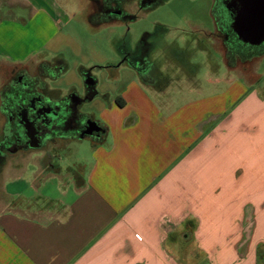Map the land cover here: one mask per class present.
<instances>
[{"label":"crops","instance_id":"0c3cea01","mask_svg":"<svg viewBox=\"0 0 264 264\" xmlns=\"http://www.w3.org/2000/svg\"><path fill=\"white\" fill-rule=\"evenodd\" d=\"M55 5L0 0L10 11L0 16V89L14 68L31 72L32 63L48 62L38 50L53 32L39 13ZM216 25L208 40L217 38ZM166 57L164 85L123 61L138 78L114 97L103 91L96 116L106 131L90 140L87 162L60 159L55 169L38 149L7 157L0 264H264V253L257 256L264 251V71L251 66L259 57L246 70L220 57L228 71L220 93L179 107L171 87H200L186 74L187 60ZM173 67L183 77L170 74ZM208 101L215 103L208 113L192 112Z\"/></svg>","mask_w":264,"mask_h":264},{"label":"rangeland","instance_id":"374dc122","mask_svg":"<svg viewBox=\"0 0 264 264\" xmlns=\"http://www.w3.org/2000/svg\"><path fill=\"white\" fill-rule=\"evenodd\" d=\"M123 1L125 3H121L119 7L124 10L122 16L108 19L107 14L88 17L95 9L89 0H47L56 4V10L47 7L45 10L48 14L42 12L43 14L39 13V15L47 32L51 31L53 34L47 36L38 51L52 64V68L60 71L51 83V86L58 90L57 94L63 95L75 91L79 97L85 96L82 73L89 69L97 80V90L109 92L110 97L117 95L121 87L138 78L136 71L123 63V58H134L138 42L145 32L150 33L148 42L152 45L150 54L151 59L154 60V67L149 71L146 70L142 77L151 76L162 85L165 84L166 76L170 81L166 57L170 54L172 59L180 63L187 60L186 74L191 77L196 87H200L198 90L189 89L190 86L185 87L181 90L183 93H177L178 90L171 87L170 93L175 92L173 94L175 107L186 101L192 102L201 97L220 93L224 86L223 79L228 72L220 57L229 67L237 64V59L229 57L230 53L228 54L227 45L222 37L217 34L215 41H212L208 40L205 33L212 31L215 24L227 27L229 15L221 3L222 0H164L147 9L140 8L137 0L121 2ZM3 5L8 6L6 3ZM111 7L115 8V5ZM7 11L9 10L6 8L0 9V16ZM53 20H56V27L51 25ZM227 31L229 37L233 39L229 43L231 53L241 56L248 51H254V56L259 59L253 61L251 66L255 65L263 72L264 42L258 46H249L236 40L229 29ZM241 60L238 59V65L246 70L245 64L248 60ZM211 64L217 65V70L212 69ZM31 65H33L31 72L35 73L37 65L35 63ZM117 66L118 68H115ZM158 71H161V74ZM176 71L177 68L173 67L170 74ZM177 72L182 75L180 71ZM243 75L246 76L245 73ZM214 78L221 81H210ZM234 79L239 80L235 75ZM143 90L148 97H153L151 88ZM99 99L94 97L90 101H81L76 105V110L81 114L97 115L102 101ZM209 101L207 105L200 103L201 105H192L190 108L194 114L203 115L215 104L214 102L209 104ZM89 144V138H82L71 142L69 148H58L57 151L61 156L60 164L75 167L78 157L82 162H87ZM28 162H34V157L29 158ZM28 165H30L29 171L34 164ZM2 179L4 183L7 180L5 175ZM22 186L21 182L17 187ZM8 189L10 191L16 188L9 185Z\"/></svg>","mask_w":264,"mask_h":264},{"label":"flooded vegetation","instance_id":"af4514ba","mask_svg":"<svg viewBox=\"0 0 264 264\" xmlns=\"http://www.w3.org/2000/svg\"><path fill=\"white\" fill-rule=\"evenodd\" d=\"M137 1L140 8L147 9L164 0ZM90 2L94 5V11L101 9L93 1ZM231 2L232 0L221 1L224 8L226 5L231 6ZM229 9L232 10L233 7ZM230 10L226 9L230 18L227 27L216 25L217 34L222 40L228 38V29L232 32ZM123 60L129 61L128 57ZM52 67L50 62H40L35 73L14 68L1 87L0 166L7 157L17 152L38 149L44 151L40 161L48 162L57 169L56 165L61 159L58 148H69L71 142L82 138L100 140L104 137L105 126L96 115L81 114L76 110V105L81 101H90L94 97L103 100L106 97L103 91L96 89L95 76L89 69L82 73L85 96L79 97L75 91L59 95L58 90L51 86L58 74ZM88 78L93 80L90 85L85 83ZM90 127L99 129L87 133L86 129Z\"/></svg>","mask_w":264,"mask_h":264},{"label":"water","instance_id":"95a60500","mask_svg":"<svg viewBox=\"0 0 264 264\" xmlns=\"http://www.w3.org/2000/svg\"><path fill=\"white\" fill-rule=\"evenodd\" d=\"M233 7L232 10L229 7ZM231 6L225 8L230 10L231 28L237 38L249 45H260L264 42V0H232ZM90 85L93 83L92 78L85 80ZM92 123L95 124L93 121ZM96 125V124H95ZM96 128L86 129L91 133Z\"/></svg>","mask_w":264,"mask_h":264},{"label":"trees","instance_id":"16d2710c","mask_svg":"<svg viewBox=\"0 0 264 264\" xmlns=\"http://www.w3.org/2000/svg\"><path fill=\"white\" fill-rule=\"evenodd\" d=\"M91 1H93L101 9L95 10L88 17H91L92 15L103 16V14L104 15L107 14L108 19H112V18H115L116 16L117 17L122 16V14L124 12V10L119 8V7H121V3H122L121 1L122 0L121 1L120 0H91ZM113 4L115 5V8L111 7ZM112 9H114V10L112 11ZM101 11H103V12H101ZM110 11H112V12H110ZM130 16H132V15H130ZM105 19L106 18L104 17V20ZM231 33L234 35L236 40H239L233 31ZM149 35H150V33H147V32L143 33L142 37L140 38V40L138 42V46H137V50H136L134 58L129 59L130 65H132L134 68H136V70L138 72H141V73L145 72L151 63V61L149 59V55L151 52L152 45L148 42ZM224 41H225V44L227 45L228 54L230 53V55H229L230 58L232 57L233 59H240V60L242 59L241 61H244L245 59L252 58L255 55V53H253L254 51L253 52L248 51V52L242 54L241 56L232 54L230 51L231 49L229 47V43L231 41H233L232 37L228 36V38ZM241 43H243V42H241ZM243 44H245V43H243ZM246 45H249V44H246ZM249 46H253V45H249ZM256 46H258V45H256ZM258 54H260V53H258ZM58 72H60V71H58ZM263 253H264V251L262 249L257 250L258 261H260V259L263 258Z\"/></svg>","mask_w":264,"mask_h":264}]
</instances>
